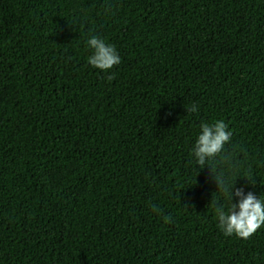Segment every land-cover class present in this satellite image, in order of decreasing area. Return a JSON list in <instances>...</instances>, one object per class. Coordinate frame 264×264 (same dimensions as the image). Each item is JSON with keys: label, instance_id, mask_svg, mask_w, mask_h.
Listing matches in <instances>:
<instances>
[{"label": "trees", "instance_id": "16d2710c", "mask_svg": "<svg viewBox=\"0 0 264 264\" xmlns=\"http://www.w3.org/2000/svg\"><path fill=\"white\" fill-rule=\"evenodd\" d=\"M219 120L226 182L264 199V0H0V264H264L196 168Z\"/></svg>", "mask_w": 264, "mask_h": 264}, {"label": "clouds", "instance_id": "9594fccd", "mask_svg": "<svg viewBox=\"0 0 264 264\" xmlns=\"http://www.w3.org/2000/svg\"><path fill=\"white\" fill-rule=\"evenodd\" d=\"M86 43L88 48L92 50V54L88 57V64L93 68L108 72L121 63L115 47L107 44L104 39L92 35ZM108 78L111 80L114 76ZM189 111L196 113L198 108L193 105ZM231 136L232 133L228 131V125L223 120H219L214 124L202 123L192 154L196 168L203 169L207 167L211 170V175L217 184V191L223 190L229 194L230 207L227 212L223 205L214 208L218 227L225 236L235 235L238 238L247 240L264 225V199L257 198L251 192L244 195L243 189H236L233 192L236 179L231 184L226 182L224 169L228 167L235 169L236 167L231 159V153L226 149V145H229L231 141ZM213 163L217 166L215 175H213V168L211 167ZM197 174L196 171V176ZM233 196L239 198L238 204L231 203ZM184 206L185 208L188 207L187 205ZM153 210L158 211L155 208ZM164 219L166 222L171 221V217L166 216Z\"/></svg>", "mask_w": 264, "mask_h": 264}]
</instances>
